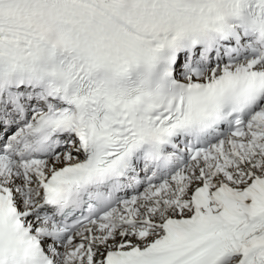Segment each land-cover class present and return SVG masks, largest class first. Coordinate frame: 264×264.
Here are the masks:
<instances>
[{
    "label": "snow or ice",
    "instance_id": "1",
    "mask_svg": "<svg viewBox=\"0 0 264 264\" xmlns=\"http://www.w3.org/2000/svg\"><path fill=\"white\" fill-rule=\"evenodd\" d=\"M0 264H264V0H0Z\"/></svg>",
    "mask_w": 264,
    "mask_h": 264
}]
</instances>
